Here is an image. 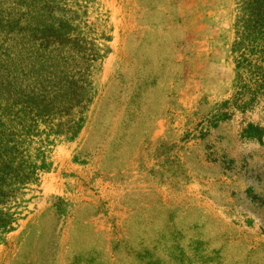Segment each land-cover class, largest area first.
<instances>
[{"label":"rangeland","instance_id":"374dc122","mask_svg":"<svg viewBox=\"0 0 264 264\" xmlns=\"http://www.w3.org/2000/svg\"><path fill=\"white\" fill-rule=\"evenodd\" d=\"M72 1L101 53L92 102L74 138L41 126L44 169L0 205V264H264V94L234 103L238 0Z\"/></svg>","mask_w":264,"mask_h":264},{"label":"trees","instance_id":"16d2710c","mask_svg":"<svg viewBox=\"0 0 264 264\" xmlns=\"http://www.w3.org/2000/svg\"><path fill=\"white\" fill-rule=\"evenodd\" d=\"M94 33L72 0H0V205L44 169L33 147L41 126L78 134L101 58ZM234 52L244 110L264 94V0H238ZM9 224L0 212V227Z\"/></svg>","mask_w":264,"mask_h":264}]
</instances>
